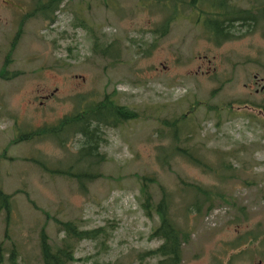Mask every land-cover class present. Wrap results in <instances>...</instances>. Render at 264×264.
<instances>
[{
    "label": "rangeland",
    "instance_id": "374dc122",
    "mask_svg": "<svg viewBox=\"0 0 264 264\" xmlns=\"http://www.w3.org/2000/svg\"><path fill=\"white\" fill-rule=\"evenodd\" d=\"M157 2L69 0L67 12L59 7L52 25L39 20L28 23L15 63L9 68L20 75L0 78V153L18 133L54 125L114 90L116 103L136 110L143 119L102 130L105 143L100 153L106 160L90 172L98 170L108 178L88 184L85 192L79 191L74 181L42 173L32 162L71 165L80 148L79 135L69 136L64 148L52 139L8 148L7 158L0 160V187L7 194L28 193L48 215L33 209L23 193L14 196L8 224L11 241L5 243L3 253L7 255L10 243H14L19 264H41V228H45L52 245L59 244L62 234L57 232L51 220L54 218L73 221L81 230L105 229L106 238L76 246L78 262L73 264H139L138 255L156 249L160 243L148 239L158 219L148 220L143 215L135 175L155 179L171 194L176 206L181 200L189 203L195 199L181 192L179 177L221 192L229 202L244 208L246 217L237 207L222 203L203 217H177L180 226L194 230L189 244L183 246L182 264H213V254L226 257L221 254L222 248L237 235L255 232L259 224L261 228L264 225L260 192L264 187V114L252 106H264V98L253 91L249 95L244 87L252 86L255 74L264 76L259 66L264 65V59L228 61L225 56L233 51L246 53V43L210 45L202 27L195 26V14L187 8L178 14L168 34L161 37L151 33L169 13L167 1ZM10 27L0 21V39ZM97 39L103 47L114 41L117 63L110 56L93 54ZM3 49L2 45L1 56ZM196 101L201 106L189 116L190 122L183 124L180 138L189 139L183 147H194L212 166L217 164L220 152L232 154L236 169H240L237 160L244 161L246 171H236L234 179L221 181L178 156L170 158L169 167H161L157 161L158 149L170 146L169 129L161 121L172 122ZM227 104L232 116L224 108ZM207 106L221 107V122ZM187 129L191 136H186ZM84 169L78 166L75 171ZM150 192L158 201L156 185ZM5 227L2 215L0 243ZM241 247L254 260L247 255L239 263L256 264L261 244L257 241Z\"/></svg>",
    "mask_w": 264,
    "mask_h": 264
},
{
    "label": "trees",
    "instance_id": "16d2710c",
    "mask_svg": "<svg viewBox=\"0 0 264 264\" xmlns=\"http://www.w3.org/2000/svg\"><path fill=\"white\" fill-rule=\"evenodd\" d=\"M157 1L161 3L167 1L165 8L169 9V13L165 16L160 26L155 30V34L161 37L168 34L171 24L178 16L177 12L169 8V4L173 7V3L175 2V4L178 3L186 8H191V10H195L198 7V4H195L194 1ZM101 47V55L104 56L108 50V46L103 47L101 45ZM96 50L97 44L94 41L92 46L93 54H96ZM112 59L114 63L118 62L116 58L113 57ZM115 94H117V92L114 90L99 102H94L91 105L86 106L84 109L60 119L54 125L43 126L25 133H18L0 153V160H5L7 158L6 153L9 147L21 142L52 139L59 148H64L69 136L70 138H74L76 135H79L81 137L80 148L77 154L73 157V163L71 165L55 167L42 160H32V162L42 173H45L50 177H62L74 181L77 184L78 190L85 192L88 184H91L98 179L108 178L98 172V170L95 173L90 172L91 168L94 167L97 169V167L106 160L105 156L99 152V148L105 143L102 130L106 128L116 129L128 122L143 119L142 114L136 110L117 104L114 100ZM200 106L201 103L196 101L186 114L180 115L172 122L161 121L163 126L169 129L168 136L170 138V146L166 149H158L160 150L158 152L160 155L157 156V161L161 167H169L170 158L178 156L186 160L189 164L200 169L203 173L212 175L221 181L227 180V178L234 179V173L236 171H246V163L244 161L237 160L240 169H236L237 167L231 163L230 155L232 154L228 152H220L218 154L217 164L212 166L199 156L197 149L194 147H183L189 142L188 138L184 140L180 138V135L184 134L183 131L185 128H183V124L186 122L188 124L190 122L189 116H192L195 110ZM220 108L221 107L207 106L208 111L213 110L214 117L218 118L217 122H221ZM224 108L227 109L226 112L229 114L228 116H232L231 107L227 105L224 106ZM188 129L186 132L188 134L186 136H191L192 133ZM64 134L67 135L62 136ZM262 138L264 139V133ZM78 166L84 167L85 169L82 172H77L75 171V168ZM134 177L139 183V207L143 215L148 220H152L154 217L158 219V224L153 228L148 239L160 243L156 249L139 254L137 257L139 264L182 263L183 246L189 244L194 230L180 226L177 217H183L186 219L190 214L197 218L203 217L211 213L218 205L217 203L225 205L231 204L232 206L237 207L239 214L246 217L244 208L241 206L238 207L235 203L229 202L226 195L221 192L202 187L195 183L185 182L178 177L177 179L181 187V192L186 195L189 194L195 199L193 202L189 203L181 200V205L176 206L172 203L171 194L155 179L146 175H135ZM153 185L157 186L160 193L158 201L154 200L153 195L150 192L151 186ZM260 192L261 201L264 205V187L260 189ZM21 193L23 192L17 191L13 194H7L0 187V217L4 215V221L6 223L2 242L0 243V264H19L17 259L18 254L14 243H10L11 246L8 249L7 255H5L3 251L5 243L11 241L8 224L13 206V198L15 195ZM23 194L33 209L42 212L48 218V215L38 208L35 202L30 199L28 193L24 192ZM51 220L56 226L57 232L62 234V238L58 245H52L45 228H41L38 233V248L41 264H73L78 262L75 258V250L80 242L97 241L100 238L107 237L103 227L93 230H81L73 221H60L57 218ZM259 225L260 227L255 232L237 235L227 246L237 248L246 244L253 245L258 241L262 246L264 254V225L262 228L261 224ZM246 253V251L242 252V254ZM242 254L241 257L243 256ZM248 257L249 260L254 258L251 257L250 253ZM237 260V258L228 259V261ZM149 261L154 262L150 263Z\"/></svg>",
    "mask_w": 264,
    "mask_h": 264
},
{
    "label": "flooded vegetation",
    "instance_id": "af4514ba",
    "mask_svg": "<svg viewBox=\"0 0 264 264\" xmlns=\"http://www.w3.org/2000/svg\"><path fill=\"white\" fill-rule=\"evenodd\" d=\"M69 0H0V21L5 25H10V31L6 35L2 32L0 39V48L4 46V54L1 56L0 78L8 79L9 77L15 79L19 76L18 72H10L9 68L14 65L16 53L21 44L22 37L25 35L26 27L30 21H42L44 24H53L59 7L64 12H67V4ZM184 0H177L181 2ZM198 4L197 9L191 10L195 14V26H201L203 35L206 41L215 47H222L227 45H241L246 43L247 52L242 54H235L234 51L227 54L225 58L228 61H242L254 60L260 62L264 59V0H188ZM157 4V3H156ZM148 7V6H144ZM181 6L178 3H173V9L178 14H182ZM79 16V15H78ZM80 20V17H78ZM81 21V20H80ZM85 24L86 22L82 20ZM49 24V25H50ZM161 24V23H160ZM159 24V26H160ZM96 26V25H95ZM152 31L151 33H153ZM97 44L96 54L101 57L110 58L117 57L118 50L114 41L109 43L108 50L102 56V47L99 39L94 40ZM264 71V65L259 64ZM254 83L252 86H244L248 91L258 94L264 98V76L259 77L257 74L253 77ZM250 89V90H249ZM243 102L246 105L247 101ZM258 112L264 114V106L252 104ZM242 247H224L222 248L226 257L218 254H213V264H240L239 262L249 255V253L242 254L244 250ZM241 254L243 255L241 257ZM256 264H264L263 251L260 252ZM241 257V258H240ZM222 258V260H221ZM237 258V261H228V259ZM254 260V259H253ZM224 261L223 263H221ZM252 261V260H251ZM182 264V263H181Z\"/></svg>",
    "mask_w": 264,
    "mask_h": 264
}]
</instances>
